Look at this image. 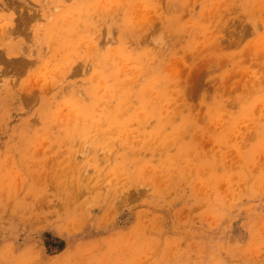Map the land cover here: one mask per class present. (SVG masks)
Segmentation results:
<instances>
[{
    "label": "clouds",
    "instance_id": "clouds-1",
    "mask_svg": "<svg viewBox=\"0 0 264 264\" xmlns=\"http://www.w3.org/2000/svg\"><path fill=\"white\" fill-rule=\"evenodd\" d=\"M0 264H264V0H0Z\"/></svg>",
    "mask_w": 264,
    "mask_h": 264
}]
</instances>
